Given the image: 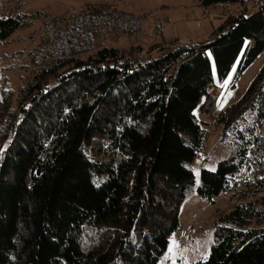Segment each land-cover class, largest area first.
<instances>
[{
  "label": "trees",
  "instance_id": "trees-1",
  "mask_svg": "<svg viewBox=\"0 0 264 264\" xmlns=\"http://www.w3.org/2000/svg\"><path fill=\"white\" fill-rule=\"evenodd\" d=\"M200 3L243 8L210 41L160 47L156 58L103 47L85 60L76 42L108 24L97 8L86 28L72 22L68 53L48 60L15 95H0V264H159L183 203L193 193L215 203L245 169L253 190L236 194L215 224L209 258L195 264H264V138L256 133L264 67L218 118L222 139L235 134L237 150L216 170L203 168L198 184L187 167L205 146L200 114L209 88L264 50V0ZM124 16L118 27L137 32L141 15ZM27 18L0 15V45L29 26Z\"/></svg>",
  "mask_w": 264,
  "mask_h": 264
},
{
  "label": "rangeland",
  "instance_id": "rangeland-1",
  "mask_svg": "<svg viewBox=\"0 0 264 264\" xmlns=\"http://www.w3.org/2000/svg\"><path fill=\"white\" fill-rule=\"evenodd\" d=\"M253 2L248 6L251 7ZM97 8L102 9V18L108 24L87 30L86 39L76 42L77 48L83 50L79 58L85 60L103 47H118L123 52L129 51L133 57L140 54V57L156 58L163 50L160 47L175 50L210 41L233 10L236 14L243 7L237 3L204 7L200 0H0L1 16L26 14L29 25L0 45V95L6 90L15 95L48 60L60 55L61 51L68 53L65 37L74 26L72 22H83V27L86 28L85 17L93 18ZM113 11L119 14L110 15ZM123 14L124 18L127 15L133 18L141 15V19L138 18L136 22V27H139L137 32L128 33L118 27V24L125 21L121 17ZM263 67L264 50L238 76L234 68L225 84L220 86L221 92L216 105L227 109L239 101ZM232 82L235 83L234 88L230 86ZM211 100L212 98L207 100V103L205 101L200 114V120L205 123L204 129L207 131L205 146L193 163L187 165L193 170L197 184L203 168L216 170L217 164L233 154L238 146L234 141L235 134L222 139V125L218 123V118L223 111L219 115L210 111L211 105L208 104ZM249 122L257 123L256 117L249 118ZM260 123L256 133L264 138V121ZM245 127L246 124H242L240 129ZM102 158L107 160V154H103ZM260 160L264 163V148ZM261 176L264 177L263 169ZM235 180L227 193L215 203L196 193L183 203L179 216L180 225L169 236L168 249L159 264H195L209 258L218 218L234 207L238 192L254 188L251 171L245 169ZM96 183L101 181L97 180Z\"/></svg>",
  "mask_w": 264,
  "mask_h": 264
},
{
  "label": "built area",
  "instance_id": "built-area-1",
  "mask_svg": "<svg viewBox=\"0 0 264 264\" xmlns=\"http://www.w3.org/2000/svg\"><path fill=\"white\" fill-rule=\"evenodd\" d=\"M260 3H262V2L260 1ZM133 56L134 55H130V56L127 55V57H133ZM136 56L140 57V54L139 55H135V57ZM208 92H209L210 98H212V100L208 104V106L211 105L210 111L213 110L215 113H217L219 115L224 110V109H221L220 106L216 105L217 102H218V100H219L221 88L219 86H216V87L215 86H212V87L209 88V91ZM214 112H213V114H214Z\"/></svg>",
  "mask_w": 264,
  "mask_h": 264
},
{
  "label": "crops",
  "instance_id": "crops-1",
  "mask_svg": "<svg viewBox=\"0 0 264 264\" xmlns=\"http://www.w3.org/2000/svg\"><path fill=\"white\" fill-rule=\"evenodd\" d=\"M200 43H202V42H200ZM200 43H199V44H200Z\"/></svg>",
  "mask_w": 264,
  "mask_h": 264
}]
</instances>
